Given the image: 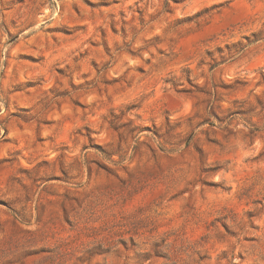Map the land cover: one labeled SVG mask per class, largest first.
Returning <instances> with one entry per match:
<instances>
[{
    "label": "rangeland",
    "instance_id": "rangeland-1",
    "mask_svg": "<svg viewBox=\"0 0 264 264\" xmlns=\"http://www.w3.org/2000/svg\"><path fill=\"white\" fill-rule=\"evenodd\" d=\"M0 264H264V0H0Z\"/></svg>",
    "mask_w": 264,
    "mask_h": 264
}]
</instances>
